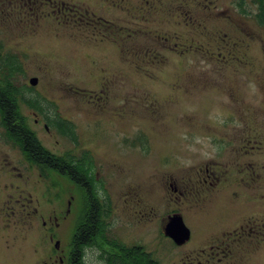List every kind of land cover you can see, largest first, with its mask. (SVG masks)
I'll list each match as a JSON object with an SVG mask.
<instances>
[{
  "label": "rangeland",
  "instance_id": "1",
  "mask_svg": "<svg viewBox=\"0 0 264 264\" xmlns=\"http://www.w3.org/2000/svg\"><path fill=\"white\" fill-rule=\"evenodd\" d=\"M256 12L252 0H0V53L19 56L16 84L43 101L20 100L19 113L54 155L88 157L108 239L163 264H264ZM86 208L82 187L41 171L0 123V264H39L42 252L70 264ZM176 215L190 230L180 243L165 233ZM104 240L85 264H108Z\"/></svg>",
  "mask_w": 264,
  "mask_h": 264
},
{
  "label": "trees",
  "instance_id": "2",
  "mask_svg": "<svg viewBox=\"0 0 264 264\" xmlns=\"http://www.w3.org/2000/svg\"><path fill=\"white\" fill-rule=\"evenodd\" d=\"M252 1L257 6V12L255 13L257 24L264 28V0ZM6 66V72L0 80V115L2 117L0 123L4 127L5 135L8 139L12 138L13 143L16 141L22 152L32 163L37 164L41 171L46 167H50L54 171L67 176L86 191L87 215L86 219L79 225L75 235L76 247L71 253V264H82L79 254L85 246L92 245L97 237L107 240L106 242L115 251L108 258L111 260L110 264H163L154 258L152 253L146 251L143 246L126 244L120 241L121 239L115 238L114 234L113 238L108 239L104 214H109L111 207L101 203L94 192L92 183L95 172L92 167L86 166L90 160L88 159V161L86 159L88 157L85 156L80 158L73 156L68 159V157L54 155L41 144L35 133L21 117L18 103L23 100L31 107L41 103L39 107L41 108L43 107V101L37 97H28L19 89L16 78L21 73V65L17 58L8 61ZM31 88L30 86L29 89ZM43 108L37 110L42 111ZM63 122V128L60 131L73 137L75 135V132H72L74 125L69 120ZM64 130H68V133Z\"/></svg>",
  "mask_w": 264,
  "mask_h": 264
},
{
  "label": "flooded vegetation",
  "instance_id": "3",
  "mask_svg": "<svg viewBox=\"0 0 264 264\" xmlns=\"http://www.w3.org/2000/svg\"><path fill=\"white\" fill-rule=\"evenodd\" d=\"M4 48V44L3 42L0 40V49ZM26 56V55H25ZM14 58H17L19 60V56L17 54H15L13 51L11 50H6L4 52H1L0 53V80H1V77L2 75L1 74H4L6 72V64H8V61H10L11 59H14ZM20 62V65L22 67V63L21 61ZM20 67V68H21ZM64 120L66 119H63L61 118L60 116L56 119V123L54 124L57 128V130H60L63 128V124H64ZM53 124V123H52ZM48 125H46V128L48 129ZM261 233H264V231H262ZM1 239V238H0ZM47 237L44 238V240L42 239L41 241V244H43L44 242L46 243L47 241ZM220 246V245H219ZM89 246H85L83 249H82V252L79 254L80 255V259L82 260V264H85V251L86 249L88 248ZM44 251V250H43ZM45 252V251H44ZM72 253V252H71ZM71 253H70V264H71ZM103 254V253H102ZM215 253H213L212 255H214ZM108 253H105L104 255V259L106 257V259L108 257H110V254L109 256L107 257ZM40 263L39 264H47V261H46V257L44 255V253L42 252V254L40 255ZM110 261L109 259H107V262L108 264H110ZM55 262V261H54ZM52 264H55V263H52Z\"/></svg>",
  "mask_w": 264,
  "mask_h": 264
},
{
  "label": "water",
  "instance_id": "4",
  "mask_svg": "<svg viewBox=\"0 0 264 264\" xmlns=\"http://www.w3.org/2000/svg\"><path fill=\"white\" fill-rule=\"evenodd\" d=\"M30 82L32 84H36L37 78H32ZM165 233L177 243H180L184 240H188L190 237V230L186 226L184 219L181 215L173 216V218L168 222L165 228Z\"/></svg>",
  "mask_w": 264,
  "mask_h": 264
}]
</instances>
